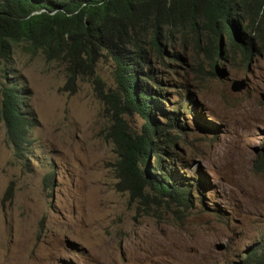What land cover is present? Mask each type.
<instances>
[{
	"label": "rangeland",
	"instance_id": "1",
	"mask_svg": "<svg viewBox=\"0 0 264 264\" xmlns=\"http://www.w3.org/2000/svg\"><path fill=\"white\" fill-rule=\"evenodd\" d=\"M223 40L226 58L214 63L187 42L166 45L174 55L154 64L162 94L153 97L182 113L173 167L191 181L186 207L152 191H118L110 104L90 79L64 90L60 65L12 44L14 71L0 73V105L2 84L13 79L36 120L17 152L0 118V264H244L264 246V171L254 167L264 149V47L245 59ZM115 70L110 58L97 63L105 92L117 87ZM241 78L245 89L232 91ZM154 117L165 124L158 108ZM124 118L141 130L137 112Z\"/></svg>",
	"mask_w": 264,
	"mask_h": 264
},
{
	"label": "trees",
	"instance_id": "2",
	"mask_svg": "<svg viewBox=\"0 0 264 264\" xmlns=\"http://www.w3.org/2000/svg\"><path fill=\"white\" fill-rule=\"evenodd\" d=\"M239 23H245V32L238 30ZM223 36L245 59L258 53L264 47V0H0V73L12 78V44L22 41L63 68L64 90L76 91L81 79L93 81L99 97L111 106L106 135L117 153L116 189L139 197L152 191L153 198L186 207L191 181L173 167L178 137L172 130L183 128L182 113L180 107L166 111L163 101L153 97L162 94L154 89L161 90L154 64L166 65V54L174 55L166 45L187 42L214 63L226 58L225 44L219 54ZM101 58L116 66L117 87L107 92L96 73ZM140 72L145 78L138 79ZM23 91L13 79L1 87L0 118L17 152L27 144L26 134L36 120ZM157 108L165 115L164 125L156 123ZM131 111L144 119L139 132L124 118ZM254 167L264 171V149ZM244 264H264V246L247 255Z\"/></svg>",
	"mask_w": 264,
	"mask_h": 264
},
{
	"label": "water",
	"instance_id": "3",
	"mask_svg": "<svg viewBox=\"0 0 264 264\" xmlns=\"http://www.w3.org/2000/svg\"><path fill=\"white\" fill-rule=\"evenodd\" d=\"M224 45V40L223 37H221L220 42H219V54L221 55V49ZM219 77H223L226 75V73L224 71H221L218 73ZM248 82L246 78H241V79H235L232 81L231 83V90L234 92H239L241 90H244L245 87L247 86Z\"/></svg>",
	"mask_w": 264,
	"mask_h": 264
},
{
	"label": "clouds",
	"instance_id": "4",
	"mask_svg": "<svg viewBox=\"0 0 264 264\" xmlns=\"http://www.w3.org/2000/svg\"><path fill=\"white\" fill-rule=\"evenodd\" d=\"M224 46V45H223ZM222 54V53H221Z\"/></svg>",
	"mask_w": 264,
	"mask_h": 264
}]
</instances>
